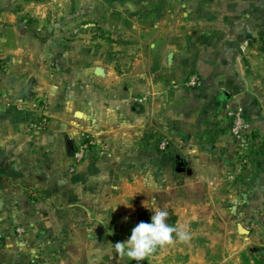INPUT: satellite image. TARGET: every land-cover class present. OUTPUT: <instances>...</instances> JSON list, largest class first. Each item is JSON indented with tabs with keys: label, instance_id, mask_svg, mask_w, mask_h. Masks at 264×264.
<instances>
[{
	"label": "rangeland",
	"instance_id": "rangeland-1",
	"mask_svg": "<svg viewBox=\"0 0 264 264\" xmlns=\"http://www.w3.org/2000/svg\"><path fill=\"white\" fill-rule=\"evenodd\" d=\"M169 1L0 0V13L23 11L27 29L46 34V39L52 35L50 41L57 46L56 51L64 53V47L72 46L73 51L87 52L93 63L101 61L118 74L139 76L147 72L156 79L162 72L150 58L161 55H149L146 50L163 46L169 52L191 41L220 51L225 44L224 39L213 36L193 37L197 34L190 31L205 29L208 24L194 23L188 5L176 6ZM36 4H46L42 6L47 12L43 21L36 20ZM119 11L123 19L116 18ZM161 61L167 68L166 54ZM193 75L199 77L196 86L189 84ZM203 79V73L194 70L183 80L166 82L165 89L183 86L194 91ZM43 99L47 101V113L48 97L39 95L36 102ZM149 100L150 94L140 90L132 95L131 103L141 110ZM220 112L209 117L222 122L227 113ZM148 122L143 124L150 126ZM151 123L152 130L136 141V150L121 151L130 153V159L108 164V173L100 177L103 181L92 178L83 182L80 195L78 185L72 202L85 205L90 213L78 206H72L66 214L55 212L59 204L68 205L66 200L40 196L38 191L42 190L36 189V197L29 203L55 204L54 210L50 215L42 212L46 220L36 221L35 230L29 228L23 215H10V228L24 245L10 246L13 256L7 264H136L120 257L114 245L125 242L139 222L150 223L154 214L150 209L154 207L177 215L176 227L189 233L190 239L158 248L141 264H264V137L259 130L255 128L253 145L242 157L238 146L227 152L220 149V135L215 132L202 133L200 128L191 131L182 126L172 129L169 122L165 134L160 133L158 117ZM166 139L169 145L163 149L161 143ZM144 144L163 160L143 155ZM212 144L218 145L216 151L207 149ZM85 160L75 167L72 159L64 171L78 174ZM57 222L60 226L56 229ZM0 235L2 249L1 230Z\"/></svg>",
	"mask_w": 264,
	"mask_h": 264
},
{
	"label": "crops",
	"instance_id": "crops-1",
	"mask_svg": "<svg viewBox=\"0 0 264 264\" xmlns=\"http://www.w3.org/2000/svg\"><path fill=\"white\" fill-rule=\"evenodd\" d=\"M169 2L188 5L191 21L208 24L205 29L190 31L197 34L193 37L213 36L224 39L225 44L220 51L191 41L169 52L163 46L146 50L149 55H161L150 58L162 72L156 79L147 72L139 76L118 74L101 61L93 63L87 52L73 51L72 46L64 47V53L56 51L57 46L50 41L52 35L47 43L46 34L27 29L23 11L0 13V230L4 245L0 264L12 259L11 245H24L10 228V215H23L32 230L36 221L44 223L46 218L41 214H52L55 204L32 206L30 198L36 197L38 189L42 190L38 191L40 196L66 200L68 205L59 204L55 212L66 214L78 206L90 213L85 205L72 202L77 189L82 194L83 182L92 178L103 181L100 177L108 173V164L130 159V153L121 151L136 150V141L152 130L154 118H159L160 133L167 134L169 122L172 129L182 126L215 132L220 135L219 148L227 152L238 145L231 135L230 119L225 114L222 122L212 121L209 114L227 113L243 105L252 136L257 128L264 137V0ZM42 6L46 4H36L37 21L47 16ZM117 15L123 19L121 11ZM169 53L173 54L171 62ZM213 53L217 55L210 57ZM163 54L167 68L161 61ZM98 67L100 73H96ZM194 70L203 73L199 88L165 89L167 83L183 80ZM25 86L28 90L23 92ZM140 90L147 91L150 100L138 110L131 99ZM39 95L49 99L45 130L29 127L37 115ZM146 121L150 126L143 124ZM82 131L90 132L96 143L87 152L81 172L72 175L64 170L73 159L70 153L81 142ZM150 148L144 144L143 155L163 160ZM217 149L218 145L212 144L210 150Z\"/></svg>",
	"mask_w": 264,
	"mask_h": 264
},
{
	"label": "clouds",
	"instance_id": "clouds-1",
	"mask_svg": "<svg viewBox=\"0 0 264 264\" xmlns=\"http://www.w3.org/2000/svg\"><path fill=\"white\" fill-rule=\"evenodd\" d=\"M144 207L145 203H144ZM147 208V207H146ZM149 209V208H148ZM154 214L151 222H139L132 230L130 237L125 242H117L114 245L115 252L120 257H126L141 264L150 257L158 248H163L179 242H187L189 233L177 227L170 226L166 221L167 211L154 207L150 209ZM175 234V235H174Z\"/></svg>",
	"mask_w": 264,
	"mask_h": 264
},
{
	"label": "built area",
	"instance_id": "built-area-1",
	"mask_svg": "<svg viewBox=\"0 0 264 264\" xmlns=\"http://www.w3.org/2000/svg\"><path fill=\"white\" fill-rule=\"evenodd\" d=\"M200 83L198 75L191 76L189 84L196 86ZM1 98V95H0ZM42 102V103H41ZM40 103H36V118L29 123L30 128L37 130H43L47 127L48 118H47V101L43 99ZM38 105V106H37ZM227 116L230 119V131L231 135L238 142V153L244 157L248 154L251 149L252 143V126L248 120L245 108L243 105H237L234 108H231L227 111ZM96 143V140L90 133H82V140L79 146L73 153V164L77 167L86 157L89 149ZM169 141L163 140L161 143V148L167 149ZM23 229H18L19 232H22ZM1 238V235H0Z\"/></svg>",
	"mask_w": 264,
	"mask_h": 264
},
{
	"label": "trees",
	"instance_id": "trees-1",
	"mask_svg": "<svg viewBox=\"0 0 264 264\" xmlns=\"http://www.w3.org/2000/svg\"><path fill=\"white\" fill-rule=\"evenodd\" d=\"M170 226L176 227L177 223V215L173 214L172 212L168 213L167 221ZM175 235V234H174Z\"/></svg>",
	"mask_w": 264,
	"mask_h": 264
},
{
	"label": "water",
	"instance_id": "water-1",
	"mask_svg": "<svg viewBox=\"0 0 264 264\" xmlns=\"http://www.w3.org/2000/svg\"><path fill=\"white\" fill-rule=\"evenodd\" d=\"M172 56H173V54L171 53V54L169 55V62L172 61ZM96 73H100V69H99V68L96 69ZM27 90H28V86H25L23 92H26ZM207 148L210 150V149L212 148V146L208 145ZM70 154L72 155L73 152H71ZM240 230H241V231H244L245 229H244L242 226H240Z\"/></svg>",
	"mask_w": 264,
	"mask_h": 264
}]
</instances>
